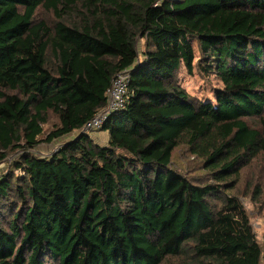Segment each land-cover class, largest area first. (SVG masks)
<instances>
[{"label": "trees", "instance_id": "trees-1", "mask_svg": "<svg viewBox=\"0 0 264 264\" xmlns=\"http://www.w3.org/2000/svg\"><path fill=\"white\" fill-rule=\"evenodd\" d=\"M182 66L214 75L212 98ZM10 154L0 264H264L240 200L264 184L239 191L253 162L264 179V0H0Z\"/></svg>", "mask_w": 264, "mask_h": 264}, {"label": "rangeland", "instance_id": "rangeland-1", "mask_svg": "<svg viewBox=\"0 0 264 264\" xmlns=\"http://www.w3.org/2000/svg\"><path fill=\"white\" fill-rule=\"evenodd\" d=\"M194 47H197V46H195L194 44ZM197 54L198 53L195 52V58H197ZM179 76L181 79L182 86L185 89H187V91H189L191 95H194L200 99L212 98L213 89L217 85L213 74H210L208 76H205V75L203 76L202 74L199 73V71L196 68H193L192 74H188L185 67L182 66L181 71L179 72ZM54 121L56 122V120L54 119V116L50 114L49 121L44 126L45 133L50 130L51 125L52 123H54ZM246 121L248 125L251 127H255V128L260 127L258 126L256 117L246 119ZM99 135L101 139H104L105 133H100L98 134V136ZM39 147L42 151L41 155H45V156L51 150H53V147L51 146L47 147V145H40ZM13 157H15V155L10 154L9 157L4 162L0 163V171L6 170L8 168ZM177 160L181 162L180 159H177ZM184 161H185V157H182V163ZM183 166H185V168H191V170L194 168L193 166L189 164H183L182 167ZM15 172H19V171H15ZM239 182H240L239 191L241 192L247 189L246 184L252 183L253 188L255 184H258V183L263 185L264 179L262 177V173L256 172V168H254V162H253V166L251 168L250 166L243 168ZM240 200L244 204L245 210L249 217V221L256 235V239L261 245L264 246V195L260 197V199H257L254 202L252 201L250 196L247 197L245 195H240Z\"/></svg>", "mask_w": 264, "mask_h": 264}, {"label": "built area", "instance_id": "built-area-1", "mask_svg": "<svg viewBox=\"0 0 264 264\" xmlns=\"http://www.w3.org/2000/svg\"><path fill=\"white\" fill-rule=\"evenodd\" d=\"M126 82V74H121L112 81L111 88L108 90V104L107 108L105 109V112L122 107L126 94ZM105 112L97 115V117L92 119L89 123L85 124V128L90 130L93 127H99L102 121L106 118Z\"/></svg>", "mask_w": 264, "mask_h": 264}]
</instances>
